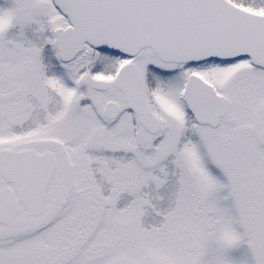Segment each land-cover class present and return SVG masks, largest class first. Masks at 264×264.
I'll return each mask as SVG.
<instances>
[{"label":"snow or ice","instance_id":"1","mask_svg":"<svg viewBox=\"0 0 264 264\" xmlns=\"http://www.w3.org/2000/svg\"><path fill=\"white\" fill-rule=\"evenodd\" d=\"M0 264H264V0H0Z\"/></svg>","mask_w":264,"mask_h":264}]
</instances>
